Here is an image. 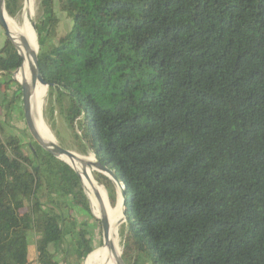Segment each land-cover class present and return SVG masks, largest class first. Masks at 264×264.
<instances>
[{
    "label": "trees",
    "instance_id": "16d2710c",
    "mask_svg": "<svg viewBox=\"0 0 264 264\" xmlns=\"http://www.w3.org/2000/svg\"><path fill=\"white\" fill-rule=\"evenodd\" d=\"M55 5L71 20L58 38ZM38 6L47 97L76 150L92 153L124 189L122 261L264 264V0ZM20 7L5 0L9 16ZM21 63L6 39L0 89ZM95 179L113 204L111 181ZM84 193L74 171L34 140L0 138V264H29L31 231L38 264H62L50 246L71 239L85 264L101 239L80 251L83 229L68 208L91 214Z\"/></svg>",
    "mask_w": 264,
    "mask_h": 264
},
{
    "label": "rangeland",
    "instance_id": "374dc122",
    "mask_svg": "<svg viewBox=\"0 0 264 264\" xmlns=\"http://www.w3.org/2000/svg\"><path fill=\"white\" fill-rule=\"evenodd\" d=\"M26 1L27 0H21V7L19 12L15 16H9L15 19L19 24H21L25 18H27L30 24H32V22H35V19L38 15V0H33L30 8L26 6ZM55 13L59 18V23L56 30V35L58 38L63 36L70 29L71 20L64 12L58 9L57 5H55ZM5 41L6 37L4 35V30L0 26V48L4 45ZM8 78L11 79V73L8 74L6 78H4V80H8ZM17 84L18 83L13 80V82L2 85V88L0 89V138L2 141H5L9 136H15L23 144V147H25L26 144L33 139L30 136L24 122L21 92L19 85ZM46 89L48 91V88ZM42 118L45 126L48 128L51 135L60 146L79 153L75 148V143L72 140L71 134L60 113L59 107L53 102H50L49 98L47 97V93L43 101ZM89 154L92 153L88 152L86 155ZM112 188L116 200L117 191L113 183ZM68 213L71 215H75L77 217V220H79V224L81 223L80 226L82 228H80L81 230L83 229V231H81L83 234V239L82 241H80V243L83 242L84 244L80 251L86 252L87 249L92 248L100 241V239H102V230L100 229L98 222L92 217L90 213H84L81 209L76 208L75 205H70V208H68ZM122 224L123 222L119 227V231L122 227ZM118 236L121 248V238L119 232ZM36 240L37 234L31 231L26 239L27 253L28 257L30 258L29 264H38L36 260ZM74 246L77 247L79 245H74V241L73 239H71L63 242L62 246L60 245L58 249L50 246V250L56 252L55 257L62 264H78L79 260L76 258V247ZM63 253L65 255H63ZM84 261L85 259L81 261V264H84Z\"/></svg>",
    "mask_w": 264,
    "mask_h": 264
},
{
    "label": "bare ground",
    "instance_id": "6f19581e",
    "mask_svg": "<svg viewBox=\"0 0 264 264\" xmlns=\"http://www.w3.org/2000/svg\"><path fill=\"white\" fill-rule=\"evenodd\" d=\"M32 2L33 0H27L26 6L30 8ZM5 17L9 30L16 35V37H14V41L24 57V66L21 70L14 74V77L19 82H26L30 84L32 83V53L37 50V40L35 37V32L33 31L31 24L27 18H25L23 22L19 24L15 19L9 16ZM19 37L26 41V48L20 43ZM46 93V86L36 80L31 95L32 117L38 134L47 141H55L54 137L45 126L42 118V106ZM83 157L85 159V164L83 165V167L86 176L81 177V181L85 184L88 192H90V194L88 195V200H91L92 203L91 211L96 218H101V210L103 208L110 224L109 239L103 237L102 234V239L98 248L89 255L85 264H120L119 259L121 255V248L119 244L118 232L121 221L123 219L122 184L116 182L113 178H111L113 185L116 188L117 194L115 203L110 204L107 191H105V189L101 187L95 179L94 172L96 170L91 165L92 162L95 161L93 154L83 155ZM64 160L67 161L76 171H78L79 173L81 172L80 162L72 161L71 159H68L66 157H64ZM107 175L110 176L109 174ZM96 194H98V196H96Z\"/></svg>",
    "mask_w": 264,
    "mask_h": 264
},
{
    "label": "water",
    "instance_id": "95a60500",
    "mask_svg": "<svg viewBox=\"0 0 264 264\" xmlns=\"http://www.w3.org/2000/svg\"><path fill=\"white\" fill-rule=\"evenodd\" d=\"M5 16H9L5 10V0H0V26L4 30V35H5L6 39L11 42V44L13 45L15 50H17L18 54L20 55V57L22 59L21 65L18 68H16L14 71L11 72V79L15 80L18 83L19 88H20L22 111H23V117H24V122L26 124V128H27L30 136L32 137V139L41 148H43L45 151L52 154L57 159L65 162L74 171V173L76 174V176L80 180L81 177L86 176L84 173L85 170L83 167V165L85 164V159H84L83 155L60 146L56 141H47V140L43 139L38 134V132L35 128L33 117H32V109H31V95H32V90L34 88V83L36 80H38L43 85H45L46 88H48L47 84L44 82L43 78L41 77L40 72H39V68H38V60H37V52H38V48H39L38 42H37V50L32 53V62H33V67L31 69L32 70V77H31L32 83L29 84L26 82L17 81L14 77V74L23 68L24 57L21 54L19 47L17 46V44L14 41V37H16V35L13 34L7 26V21H6ZM31 27H32L33 31L35 32V37L37 40L38 36H37L36 31H35L34 22H32ZM19 41L22 44V46H24L25 48L27 47L25 40H23L22 38L19 37ZM64 157L71 159L72 161L80 162L81 163V168H80L81 172L79 173L78 171H76L67 161L64 160ZM93 157L95 159L94 155H93ZM91 165L94 167V169L96 170L97 173L104 175L111 182H112L111 178H113L116 182L121 183L117 179L116 175L114 174V172L112 170H110L108 167L99 163L96 159H95V161L92 162ZM82 168H83V170H82ZM107 174H109L111 177L108 176ZM85 196H86V194H85ZM96 196H98V194H96ZM86 198H87V196H86ZM87 200H88V198H87ZM125 202H126V196H125L124 189L122 186V206H123L122 215H123V219H122L121 223L124 222V220H125ZM88 204H89V209L91 212V205H92L91 200L90 201L88 200ZM97 221L100 222V228L102 230L103 237H106L109 239V237H110V224H109V220L107 219L106 213L103 210V208L101 210V218H97ZM119 263L125 264L122 261L121 257L119 259Z\"/></svg>",
    "mask_w": 264,
    "mask_h": 264
},
{
    "label": "crops",
    "instance_id": "0c3cea01",
    "mask_svg": "<svg viewBox=\"0 0 264 264\" xmlns=\"http://www.w3.org/2000/svg\"><path fill=\"white\" fill-rule=\"evenodd\" d=\"M29 258V257H28ZM36 258H37V255H36ZM30 259V258H29Z\"/></svg>",
    "mask_w": 264,
    "mask_h": 264
}]
</instances>
